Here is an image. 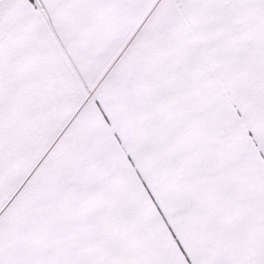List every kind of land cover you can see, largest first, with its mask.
Returning a JSON list of instances; mask_svg holds the SVG:
<instances>
[{"label": "snow or ice", "instance_id": "snow-or-ice-1", "mask_svg": "<svg viewBox=\"0 0 264 264\" xmlns=\"http://www.w3.org/2000/svg\"><path fill=\"white\" fill-rule=\"evenodd\" d=\"M0 264H264V0H0Z\"/></svg>", "mask_w": 264, "mask_h": 264}]
</instances>
